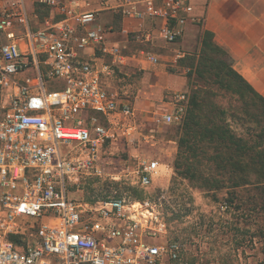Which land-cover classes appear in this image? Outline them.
Returning <instances> with one entry per match:
<instances>
[{"label": "built area", "instance_id": "2783aa9c", "mask_svg": "<svg viewBox=\"0 0 264 264\" xmlns=\"http://www.w3.org/2000/svg\"><path fill=\"white\" fill-rule=\"evenodd\" d=\"M189 2L116 0L113 7L141 24L161 22L159 35L175 44L193 12ZM37 7L49 13L33 14ZM113 7L110 0H0V264H188L156 206L114 198L93 208L70 196L79 177L108 175V144L139 132L132 102L104 82L112 66L138 58L109 43L112 32L99 17ZM122 33L154 42L152 33ZM86 49L111 64L79 61ZM184 57L178 52L173 63ZM187 103L186 94L174 95L162 121L181 122ZM173 172L150 156L136 170L143 188Z\"/></svg>", "mask_w": 264, "mask_h": 264}, {"label": "rangeland", "instance_id": "374dc122", "mask_svg": "<svg viewBox=\"0 0 264 264\" xmlns=\"http://www.w3.org/2000/svg\"><path fill=\"white\" fill-rule=\"evenodd\" d=\"M201 39L202 36L188 46L179 66L188 81L185 116L181 122L169 125L162 136L164 143L156 150L163 155L162 162L174 166L173 174L156 180L149 188L141 187L136 174L137 164L139 158L148 155L150 145L142 140L139 147L136 139H124L115 145L108 144L104 151L108 175L79 177L69 188L70 196L93 208L114 198L149 202L156 206L167 225L168 239L185 245L184 257L188 264H264V211L259 212L258 228L248 226L243 215L226 207L225 190L211 191L202 185L205 181L230 182L236 176L230 173L229 165L224 169L220 165L226 164L222 159L228 162L232 154L230 149L225 156L221 153L219 143L223 133L230 142L234 137L235 142L242 141L248 150L253 146L264 153V103L238 90L235 80L229 76L217 79L210 75L204 79L200 77L197 67ZM194 56L197 62L191 67L186 58ZM222 58L223 70L227 71L228 60L225 56ZM123 100L135 105L134 96ZM194 102L198 107L193 105ZM191 112L201 126L214 130L216 134L211 147L207 145L208 141H204L196 147L201 149L195 155L186 146L180 149V141L186 134L184 124ZM172 147H176L174 162H167ZM212 148H218L219 154H214ZM203 149L206 150L204 153ZM176 162L180 165L177 170ZM260 186L251 189L264 191V184Z\"/></svg>", "mask_w": 264, "mask_h": 264}, {"label": "crops", "instance_id": "0c3cea01", "mask_svg": "<svg viewBox=\"0 0 264 264\" xmlns=\"http://www.w3.org/2000/svg\"><path fill=\"white\" fill-rule=\"evenodd\" d=\"M110 3L113 7L116 0H110ZM189 3L193 12L183 37L175 44H168L159 35V21L147 19L141 24L134 18L124 16L115 7L102 11L99 17L100 24L112 32L109 43L122 48L127 55L138 56L126 65L112 66L110 73L104 75L109 91L119 95L122 100L129 96L135 98L139 132L132 140L126 141L136 139L140 147L142 140H146L143 143L150 145L147 156L161 160L163 155L156 150L164 143L162 136L170 125L164 123L162 117L171 112L174 95L188 91L187 78L173 60L178 52L186 54L188 46L201 38L204 32L213 35L214 43L233 61L234 70L264 98V0H190ZM144 8L141 4L140 9ZM31 11L41 18L49 13L39 7L31 8ZM124 29L152 33L154 42L140 44L133 37L124 35ZM141 51L159 58V64L153 65L144 60ZM79 61H96L100 68L111 64L110 58L97 49L81 51ZM101 120L104 122L103 118ZM168 143L176 144L173 141ZM171 150L167 162H174L176 147ZM142 152L139 148V153Z\"/></svg>", "mask_w": 264, "mask_h": 264}, {"label": "trees", "instance_id": "16d2710c", "mask_svg": "<svg viewBox=\"0 0 264 264\" xmlns=\"http://www.w3.org/2000/svg\"><path fill=\"white\" fill-rule=\"evenodd\" d=\"M201 40L200 60L199 66L197 67V70L201 74L200 77L204 79L206 75H210L217 79L229 76L235 80V85L238 90L244 91L252 98L264 103V98L234 70L233 61L224 50L214 43L213 35L209 32H204ZM216 56H221V58L218 59ZM222 56H225L228 60L227 71L223 70L224 59ZM183 59L179 61V66L183 63ZM186 59L190 62L189 65H191V67L196 65V56ZM193 105L198 107L195 102ZM184 131L186 134L185 138H182L180 141V149L186 146L190 151L194 152L192 155H195L197 151L201 149V147H196L204 141H208L209 144L207 145L211 147V141H214V136L216 135L214 130L201 126L192 112L184 124ZM223 135H220L221 141L219 143L222 148L221 153L225 156L230 149L232 150V154H230L231 158L228 162H226L224 158L222 159V162L226 164L220 165L223 169L229 165L230 173L236 176H234V179L230 180V182L205 181L202 185L211 191L217 192L225 190L227 195V199L225 200L226 207L232 209L236 214L243 215L246 225L257 226L258 228L257 219L260 216L259 212H261V210L264 211V191L260 189V192H256L255 190L258 191L259 189L254 188L252 190L251 188H253V186L261 187L260 185L264 184V153L258 152L253 146L249 147L248 150L242 141L235 142L234 137H231V143ZM189 143H191V145H189ZM212 149L214 150V154H219L218 148ZM204 151L206 150L203 149L202 152L204 153ZM179 166V163L176 162V170ZM188 168L191 169L192 167L190 166Z\"/></svg>", "mask_w": 264, "mask_h": 264}]
</instances>
